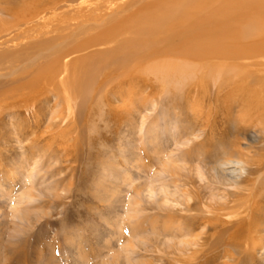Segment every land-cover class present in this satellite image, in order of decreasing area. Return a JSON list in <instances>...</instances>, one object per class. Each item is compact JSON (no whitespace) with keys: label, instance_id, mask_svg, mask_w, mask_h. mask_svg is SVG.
<instances>
[{"label":"rangeland","instance_id":"rangeland-1","mask_svg":"<svg viewBox=\"0 0 264 264\" xmlns=\"http://www.w3.org/2000/svg\"><path fill=\"white\" fill-rule=\"evenodd\" d=\"M16 1L0 0V264H264L260 252L228 258L229 232L217 218L227 219L217 208L235 188L209 168L245 132L226 89L218 95L211 79L200 91L180 82L163 89L143 74L136 93L113 83L106 100L95 89L75 115L58 90L29 98L34 84L17 91L10 81L71 46L62 30L81 13H73L79 0L64 4L38 26L16 14L44 0ZM255 151L264 155L262 142Z\"/></svg>","mask_w":264,"mask_h":264},{"label":"bare ground","instance_id":"bare-ground-1","mask_svg":"<svg viewBox=\"0 0 264 264\" xmlns=\"http://www.w3.org/2000/svg\"><path fill=\"white\" fill-rule=\"evenodd\" d=\"M74 1L78 0L52 2L44 0L40 2L44 8L40 9L38 4L29 11L19 10L20 14L16 15L25 19L27 16L30 18V15L35 16L37 18L34 21L38 26H46L45 21L48 20L45 19L48 17L45 16L48 11L51 10L53 13L64 4L73 5ZM87 2L88 0H84L83 3L79 0L77 2L79 6L73 10L75 14L81 13L77 18L75 16V19L80 20L73 22L74 26L68 23L63 30L61 28L62 32L70 31L72 45L66 49L61 47L60 50L62 48L64 50L59 56L57 54L56 58L52 56V60L44 67H36L33 74L30 69L31 79L26 75H24L26 78L20 79V76L14 78L10 82L17 84L18 88L15 86L12 88L21 91L34 84L33 87L30 86L33 91L28 93L29 98L36 97L44 89L58 90L64 96L71 115L79 100H86L95 89L106 98L108 90L105 88L110 89L114 83L111 87L114 90L117 83L121 88L127 85L131 94L136 93L133 88L140 83L143 74L146 77H156L163 85V89L180 82L194 86L200 91L207 86L209 79L212 80L218 95L225 88L228 103L226 105L232 110L239 107L241 112L238 123L245 132L241 138L243 142L239 141L229 148L222 147L223 157L216 159L215 164L209 168L218 177L226 178L229 185L235 188L233 197L236 198L230 201L227 199L224 205L217 208L224 211L222 214L227 219L217 218L229 232L228 258L235 260L236 255L246 253L248 256L245 257L250 259L254 257L255 252H260L264 258V238H261L262 234L260 235L264 226V155L260 153L262 155L260 159L255 158L258 153L255 151L256 143L262 142L264 148V59L261 58V55L264 56V0ZM83 4L86 8L82 7ZM126 11L129 14H126ZM51 18L50 16L49 19ZM16 19L20 20L17 17ZM90 20L92 23H88ZM82 25L84 29L81 28ZM49 26L52 25L47 24V27ZM20 27L16 26L15 30H19ZM55 34L59 36L58 33ZM49 36L48 33L47 37ZM56 37H53L54 42L57 41ZM67 39L65 41L69 43ZM74 40L77 41L73 43ZM42 43L40 42V45ZM98 47L102 48L95 50ZM80 52L82 54L71 56ZM259 57L260 59H257ZM249 61H252V64ZM12 69L10 67V70ZM19 71L21 73V70ZM8 90L7 92H10ZM118 94L119 98L123 95L122 92ZM12 96L22 99L27 94L13 93ZM13 100L16 101L14 98ZM235 103L238 105L235 106ZM15 105L12 103L11 106ZM254 238H259V241L255 242ZM232 262L230 261L231 264Z\"/></svg>","mask_w":264,"mask_h":264}]
</instances>
